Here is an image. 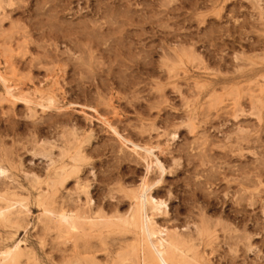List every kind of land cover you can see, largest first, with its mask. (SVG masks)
Here are the masks:
<instances>
[{
	"label": "rangeland",
	"instance_id": "rangeland-1",
	"mask_svg": "<svg viewBox=\"0 0 264 264\" xmlns=\"http://www.w3.org/2000/svg\"><path fill=\"white\" fill-rule=\"evenodd\" d=\"M0 26V70L20 92L57 100L34 111L0 101V153L21 163L17 172L44 178L66 159L63 140L76 139L91 196L110 187L125 212L120 186L159 182L153 193L168 207L158 224L194 235L195 252L211 264H234L228 254L264 264V0H0ZM105 121L155 147L165 173H148L142 152ZM31 206L20 226L0 229V249L23 240L17 264H136L134 232L93 237L94 256H78Z\"/></svg>",
	"mask_w": 264,
	"mask_h": 264
},
{
	"label": "bare ground",
	"instance_id": "bare-ground-1",
	"mask_svg": "<svg viewBox=\"0 0 264 264\" xmlns=\"http://www.w3.org/2000/svg\"><path fill=\"white\" fill-rule=\"evenodd\" d=\"M9 50L10 47L7 51ZM10 64L9 62V66ZM0 84L4 89V95L0 96V101L4 99L13 102L16 100L23 101L31 111H34L36 107L51 109L57 105L56 95L46 94L34 98L28 93L20 92L19 90L22 88L18 90L19 87L16 85L19 83L12 84L9 76L1 70ZM48 91L50 90L48 89ZM105 122L108 123V121ZM109 126L119 136L123 144H130V149L133 152H142L141 158L146 162L148 173L153 167L158 168L162 174L165 173L166 169L162 161L154 153L155 147L142 146L121 135L112 125L109 124ZM63 142L65 150L61 152V157H66V159H61L63 162L61 161L60 165L47 166L44 178L32 169L25 170L22 168V172H17V170H21L18 166L21 163L16 164L13 162V158L11 159V155L0 153V229L20 226L32 212L31 205L36 204L40 211L38 220L42 227L44 229H60L64 233L67 243L65 251L72 249L75 255L80 256L82 253H88L94 256L96 248L91 250V248L94 249L95 245L90 239L93 237L97 239V236L102 238L105 232L109 233L116 228L132 231L135 239H138L137 245L132 247L128 255V258L134 260L136 264H211L205 260V257L204 259L195 252L194 240L196 237L194 235L190 232H182L177 227L171 229L156 222L155 216L165 213L168 207L166 200L153 193L154 187L159 182L150 184L144 177L137 187L129 191L120 186V191L124 193V197L130 198L127 210L121 212L119 206H115L116 203H114V200L119 199L120 196L116 198L112 195L113 190L110 187H108L106 194L100 198L90 195L86 183L83 184L84 178L79 175L81 163L87 160L86 152L76 139H67L66 137ZM72 148L74 151H71ZM40 152L45 157L50 156L51 163L54 162L50 150L45 151L44 149ZM72 178L75 179V184L73 188H69L68 182ZM112 207L115 213L110 215L107 210ZM197 233L196 236L199 238L201 233L198 231ZM233 237L231 235L229 240L234 239ZM23 244V240H18L16 237H13L10 242H4L2 249H0V264L20 263L24 255ZM251 250L248 246L247 251ZM115 251L108 252L107 256L113 257ZM117 254L119 255L120 252ZM118 257L122 260L121 262L125 261L121 254ZM226 257L234 264H248L246 255L228 254V256H224V258ZM251 264L255 263L251 262Z\"/></svg>",
	"mask_w": 264,
	"mask_h": 264
}]
</instances>
